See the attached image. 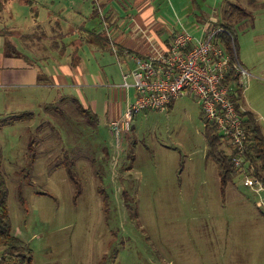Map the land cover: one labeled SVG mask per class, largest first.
Returning a JSON list of instances; mask_svg holds the SVG:
<instances>
[{
	"label": "rangeland",
	"instance_id": "rangeland-1",
	"mask_svg": "<svg viewBox=\"0 0 264 264\" xmlns=\"http://www.w3.org/2000/svg\"><path fill=\"white\" fill-rule=\"evenodd\" d=\"M40 4L34 0L30 10L22 0H9L14 25L12 19L4 25H13L18 35L31 33V16L44 13ZM143 4L132 2L124 18ZM73 5L65 2L66 8ZM98 5L81 2L93 30L104 35L105 12ZM149 5L153 14L163 15L166 29L194 39L202 37L209 16L234 24L239 62L249 74L243 79L244 101L264 137V0H150ZM93 6L99 8L96 14ZM79 20L59 21L43 40L63 47L74 39L67 29L84 24ZM90 43L93 111L82 104L80 111L72 98L62 100L63 89L52 86L25 93L19 113L14 111L31 112V121L0 129L11 232L30 246L32 264H264V190L244 187L239 174L221 191L215 165L205 156L198 101L184 92L167 112L134 114L116 144L105 112L116 102L122 113L125 109L120 64L83 32L79 45L73 43L74 57L90 60ZM96 50L104 56L102 68ZM128 94L133 101L134 90ZM70 166L81 182L79 195L67 174Z\"/></svg>",
	"mask_w": 264,
	"mask_h": 264
},
{
	"label": "crops",
	"instance_id": "crops-1",
	"mask_svg": "<svg viewBox=\"0 0 264 264\" xmlns=\"http://www.w3.org/2000/svg\"><path fill=\"white\" fill-rule=\"evenodd\" d=\"M67 1L72 2L74 8H66L65 2ZM82 1L41 0L42 8L40 11H44V13L41 16L40 12L31 16L33 20L31 26L34 27L32 32L18 35V30H12L15 18L12 9L7 5L9 0H2L0 7V115L9 117L15 115L13 114L14 111L19 113L18 106H21L25 101V93L32 90L50 91L53 90L51 89L52 86L58 88L57 90L63 89L62 100L68 98L72 102L73 99L74 102L90 107L93 111V69L95 67L93 66V44H88L90 51L87 53L90 54V60H84L78 56L74 57L73 43L76 42L79 45V33L81 32L84 33V37L88 36L92 42L93 40L97 42L96 37L99 36L102 42L99 44V51L104 48L113 54L114 60L120 64L119 71L123 76L132 69L133 57H145L164 51L170 42L169 34L177 29L174 27L173 29L165 28L163 15L153 14V7L149 5L150 0H93L97 5L101 3L103 7L100 4L98 7H101L103 14L105 12L103 20H106V23L103 22L101 26V29L104 28V35L101 34L102 30L99 34V31L93 30V25H95L93 19L85 18V12L81 7ZM190 1L191 4H194V0ZM22 2L28 9L32 10L34 0H22ZM132 2L135 4L144 2V4L133 8L132 18H124L126 14L123 11L130 9ZM115 4L119 5L117 8L120 10L119 13L115 9ZM92 9V14H96L99 8L93 6ZM6 19H12L13 25L5 26L4 20ZM79 19L85 21H83L84 24L73 25L76 31L67 29V33L70 34L71 31L70 37L75 40L71 39L72 41L66 42V45L65 43L62 44L63 47H60L61 44L56 41L50 47L48 42L43 40L49 36L47 33L50 30H56L57 27H60L59 21L68 20L73 24L80 21ZM209 20L215 19L209 16L207 21ZM106 24L110 25L111 28H107ZM79 26L80 28H78ZM57 36L58 39L59 37L62 38L64 33L59 32ZM59 41L61 40L59 39ZM111 45L117 50V55H114ZM94 52H96L97 67L102 68L104 56L99 57L97 50ZM239 64L242 66L240 62ZM122 76L121 79L123 80ZM243 84V79H238V86L234 88L240 93H235L238 98L240 97L238 101L240 111L249 110L244 101ZM179 96L169 104L167 111L174 106ZM109 107H106L105 112L108 126L111 120L118 119L123 114L119 102H116L112 109Z\"/></svg>",
	"mask_w": 264,
	"mask_h": 264
},
{
	"label": "built area",
	"instance_id": "built-area-1",
	"mask_svg": "<svg viewBox=\"0 0 264 264\" xmlns=\"http://www.w3.org/2000/svg\"><path fill=\"white\" fill-rule=\"evenodd\" d=\"M221 33L224 30L218 21L209 20L200 39L176 32L164 51L133 57L132 69L123 74L120 87L125 109L120 118L109 122L110 133L117 144L121 134L129 131L134 114L148 110L166 112L174 99L188 92L200 105L203 125L213 126L223 139L232 167L243 177V186L260 193L264 190L262 182L248 173L243 163L248 131L230 99L235 86L232 82L225 84L231 68L239 79L248 77V73L238 62L231 67L230 56L218 41ZM112 51L117 55L114 47ZM129 89L134 90L133 101L129 99ZM6 257L0 249V264Z\"/></svg>",
	"mask_w": 264,
	"mask_h": 264
},
{
	"label": "trees",
	"instance_id": "trees-1",
	"mask_svg": "<svg viewBox=\"0 0 264 264\" xmlns=\"http://www.w3.org/2000/svg\"><path fill=\"white\" fill-rule=\"evenodd\" d=\"M1 2L2 0H0V7L2 6ZM234 9L238 10L239 14L247 15L244 9H241L239 6L235 5ZM225 17H228L227 12H225ZM219 25L224 30V33H221L218 36V41L226 53L229 54L232 67L237 62L239 63L234 24L227 19L226 21H222ZM96 40L99 44H102L99 36L96 37ZM238 79V76L233 74V70L231 68L230 72L226 76L225 84L232 82L236 87L238 86ZM234 91L235 92L230 96L231 102L235 106L238 115L243 121V125L248 131L247 143L245 145L243 157L245 170L258 178L264 186V137L261 128L256 121L254 113L250 110H239L238 101L240 97L238 98L235 93H240L237 89H234ZM75 105L77 106V109H80L77 102H75ZM80 111L84 112V110L81 109ZM32 118L33 114L31 112H24L2 118L0 119V129L4 126L13 125L18 122L31 121ZM203 129L206 144L205 156L206 159L214 163L219 178L220 189L224 192L227 185L233 182V180L239 175V171L232 167L231 157L224 150L223 139L220 135H218L216 129L211 125H203ZM1 165L2 151L0 147V249H3V251L7 254V257L1 262V264H32L33 258L30 246L22 239L14 236L11 232L12 229L7 208L8 188L5 178L1 173ZM67 170L70 181L76 186V194L79 195L81 193V182L77 176L75 168L70 166ZM37 193L41 195H48V193L42 191H37ZM145 238L149 241L147 235H145Z\"/></svg>",
	"mask_w": 264,
	"mask_h": 264
}]
</instances>
